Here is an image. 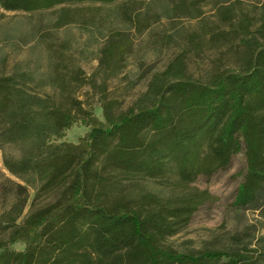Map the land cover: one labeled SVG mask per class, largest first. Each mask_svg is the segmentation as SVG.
I'll list each match as a JSON object with an SVG mask.
<instances>
[{
  "label": "trees",
  "instance_id": "obj_1",
  "mask_svg": "<svg viewBox=\"0 0 264 264\" xmlns=\"http://www.w3.org/2000/svg\"><path fill=\"white\" fill-rule=\"evenodd\" d=\"M116 1L0 0V8L32 13ZM195 6V2L178 0L174 10ZM216 13L219 25L210 30L209 39L236 49L231 63L213 61L206 79L201 80L188 73L182 57H176L152 74L146 91L129 106L123 108L104 95L100 99L103 120L91 104L72 95V84L59 81L47 93L26 82L22 74L7 71L3 64L0 264H50L53 232H66L65 242L72 244L90 229L101 252L112 256L113 264H264V187L238 196L235 203L238 208L258 211L257 223L228 233L220 245L211 243L192 250L168 245L154 230L152 215L92 201L103 176L141 168L156 159L167 144L177 148L216 131L231 92H248L255 111L264 115V0L257 17L236 9L234 3L220 4ZM117 34L103 48L101 65L110 66L121 53ZM78 124L89 128L78 142L62 140ZM229 147L232 155L243 152L247 168L256 167L247 139L233 135ZM228 167L225 163L208 175ZM18 242L24 245L22 249L14 248Z\"/></svg>",
  "mask_w": 264,
  "mask_h": 264
},
{
  "label": "rangeland",
  "instance_id": "obj_2",
  "mask_svg": "<svg viewBox=\"0 0 264 264\" xmlns=\"http://www.w3.org/2000/svg\"><path fill=\"white\" fill-rule=\"evenodd\" d=\"M177 1L117 0L32 13L0 8V69L4 64L7 71L22 74L26 82L47 93L59 81L72 84V95L91 104L103 120L100 99L104 95L123 108L129 106L146 91L152 74L176 57H182L188 73L201 80L213 61L231 63L236 49L209 39L210 30L219 25L216 8L234 3L236 9L257 17L263 2L187 0L196 6L177 11ZM114 33L121 37V53L110 66L101 65L102 50ZM88 130L74 125L62 140L77 143ZM233 135L250 142L256 159L253 170L247 168L242 151L230 152ZM200 138L185 142L184 149L167 144L141 168L103 176L95 186L93 203L152 215L154 230L179 250L220 245L228 233L257 223L258 211L235 206L238 196L264 187V115L255 111L251 95L231 92L216 131ZM225 163L228 168L208 175ZM65 239L66 232L52 233L50 264H113L91 229L75 243ZM23 247L14 244L16 249Z\"/></svg>",
  "mask_w": 264,
  "mask_h": 264
}]
</instances>
